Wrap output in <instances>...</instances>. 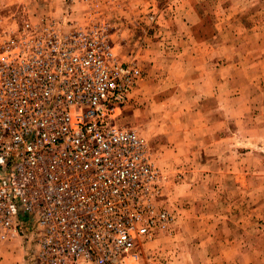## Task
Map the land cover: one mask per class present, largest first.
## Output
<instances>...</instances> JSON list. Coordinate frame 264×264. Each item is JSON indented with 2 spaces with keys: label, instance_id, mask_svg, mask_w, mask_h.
Instances as JSON below:
<instances>
[{
  "label": "built area",
  "instance_id": "1",
  "mask_svg": "<svg viewBox=\"0 0 264 264\" xmlns=\"http://www.w3.org/2000/svg\"><path fill=\"white\" fill-rule=\"evenodd\" d=\"M141 77L97 25L45 18L0 48V238L34 220L31 264H132L172 228L148 142L118 124Z\"/></svg>",
  "mask_w": 264,
  "mask_h": 264
},
{
  "label": "rangeland",
  "instance_id": "2",
  "mask_svg": "<svg viewBox=\"0 0 264 264\" xmlns=\"http://www.w3.org/2000/svg\"><path fill=\"white\" fill-rule=\"evenodd\" d=\"M183 1L187 0H0V48L30 25L54 18L68 27H102L120 61L141 68V80L128 96L118 124L135 130L148 142L152 162L164 178L162 203L174 220L168 232L144 242L132 264H264V198H253L249 192L248 203L241 204L244 195L236 182L239 169L235 164V178L210 189L202 204L186 199L193 176L179 166L168 171L158 156L170 131L171 120L164 118L165 110L172 112L181 106L174 96L176 88L168 87L172 94H167L170 101L164 107L157 101L161 86L141 89L153 68L156 79L164 72L169 76L171 66L180 59L178 48H190V53L193 48L202 50L187 55L190 61L210 58L217 68L225 61L232 63L234 99L248 100L257 90L258 102L248 100L241 107L236 103L229 157L238 163L242 153L254 152L264 160V72L252 67L264 61V0H200L187 23L180 21ZM179 34L188 35L182 39L177 38ZM224 44L227 52H223ZM181 61L186 62V58ZM257 203L259 216L253 211ZM32 225L37 227L34 220ZM1 232L0 227V237ZM31 235L29 247L21 244L24 262L16 264H31L35 249ZM14 239L12 235L0 238V246Z\"/></svg>",
  "mask_w": 264,
  "mask_h": 264
},
{
  "label": "crops",
  "instance_id": "3",
  "mask_svg": "<svg viewBox=\"0 0 264 264\" xmlns=\"http://www.w3.org/2000/svg\"><path fill=\"white\" fill-rule=\"evenodd\" d=\"M199 1H183L182 9L184 12L180 16L181 22H189L192 14L198 9ZM187 35L179 34L177 38L183 39ZM223 46V52H227L229 50L227 44ZM177 50L180 59L171 66L173 70H169V76L166 77V72H164L160 75V79H156L153 68L147 75L145 84L141 86L142 90L151 86H161V98L157 101L163 107L170 101L167 97V94L170 93L168 87H174L176 88L174 96L181 104L172 112L165 110L164 113V118H170L171 123H169L170 131L167 132L168 143L158 154L161 166L167 170L178 166L183 167L186 173H190L188 176H193V185L189 189V194H186L189 196L185 198L189 201L193 199V202L196 201L198 205L206 200L207 192L210 189L214 190L218 183L227 184L235 178L232 176L234 172L232 170L236 168L235 164L239 169L236 182L240 184L241 193L244 195L241 204L248 203L249 192L253 194V198L263 199L264 173L262 170L264 160L259 158V153H242L238 163L232 162L229 157L233 152L231 120H233L234 112L238 113L235 107L236 103H239L241 107L246 105L248 100L249 103L258 102L257 90H254L255 93L248 100L242 97L234 99L232 63L225 61L217 68V64L212 62L210 58L208 61H190V58H187V55L192 56L195 51L197 53L202 51L201 49L195 50L193 48L191 53L189 52L190 48L182 47ZM226 56L225 54V58ZM182 58H186V62L181 61ZM154 67L157 65L155 64ZM252 67H257L264 72V61H259ZM241 124H244V121L241 120ZM250 158L254 160L250 162ZM207 185H210L211 188ZM250 187L252 188L250 189ZM215 191L217 192L219 189ZM258 204L253 210L256 216H259ZM31 228L32 226H29L26 229L25 236L20 235L19 232L13 233L12 236L16 239L7 246H0V264L24 262L25 252L21 244L25 246V249L29 247L32 241ZM9 247L11 252L8 251Z\"/></svg>",
  "mask_w": 264,
  "mask_h": 264
}]
</instances>
